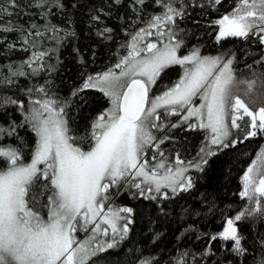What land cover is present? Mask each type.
<instances>
[{"label":"snow or ice","instance_id":"obj_1","mask_svg":"<svg viewBox=\"0 0 264 264\" xmlns=\"http://www.w3.org/2000/svg\"><path fill=\"white\" fill-rule=\"evenodd\" d=\"M7 3L12 11L0 3V16H12L14 10L21 7L20 0H7ZM114 3L119 4L120 0ZM132 3L139 18L146 0H132ZM154 3L162 11L151 16L145 27L132 35L126 45L127 56L121 57L114 66L119 73L109 69L89 75L73 90L72 96H79L85 90L95 89L110 104L86 125L90 132L84 136L73 135L72 118L67 111L71 101L61 100L52 93L50 82L21 90L29 97L27 107L22 100L0 94V114L9 106L24 114L20 125L15 122L7 128L0 125V139L15 135L16 128L25 124L36 136L29 163L22 161L19 149L0 146V164L4 165L0 167V264H89L92 258H100L98 254L116 247L117 236L123 240L129 232L131 220L121 213L131 214V208L105 211L110 189L128 183L139 195L155 192L168 198V192L162 193V189L175 195L192 188L193 181L185 174L190 167L203 170L208 158L216 155L213 146L217 150L234 146L237 141L230 139L232 129L243 131L244 139L264 135V106L257 112L250 110L234 90L244 83L234 74V53L202 56L199 48H193L187 55H180L184 39L178 34V19L184 18L185 5L177 7V0H154ZM221 3L222 0H206L205 7ZM27 7L38 10L45 23L38 24L31 18L37 13L23 12L22 15L29 17L26 25L0 24V33H19L22 51L39 49L40 41L49 32L53 33L49 38L59 45L61 38L55 35L59 29L48 17L53 14V8L63 9L62 0H27ZM92 19L99 21L100 17ZM212 23L219 26L217 42L230 37L247 41L252 37L264 46V0H238L231 13ZM112 31L104 27L97 35L111 39ZM152 36L155 42L140 46ZM4 39L6 37H0V43ZM6 47L11 52L17 43L9 42ZM54 51L58 48L33 51L21 64L6 65L7 75L0 76V85L14 87L16 78L38 75L44 67L53 71L54 66L46 64L45 58ZM0 55H3L2 50ZM258 63L264 65V56ZM172 66L183 69L181 78L160 95L150 96L152 87ZM258 79L264 80V74ZM254 85L255 81L246 83V95L252 94ZM259 99L264 100V90ZM170 115H180L181 123L190 128L210 132L209 143L200 149L198 160L185 164L177 157L173 168L161 159L150 167L144 158L147 150L159 149L167 138L158 139L153 130H162L165 127L163 118ZM193 118L198 123H189ZM82 144L88 147L85 149ZM159 155L163 157L164 153ZM242 182V197L248 200H253L257 194L264 197V150L251 162ZM255 202L254 210L245 209L227 219L223 231L211 239L231 242L232 250L243 255L246 249L241 244L243 237L236 224L251 216L253 211H260V201ZM45 210L46 219L41 215ZM120 220L125 223L118 227ZM102 225L107 227L102 228ZM109 229L111 240L98 239L99 236L107 237ZM79 231L90 232L88 240H77ZM140 264H151V260L146 258ZM257 264H264V257Z\"/></svg>","mask_w":264,"mask_h":264},{"label":"trees","instance_id":"obj_2","mask_svg":"<svg viewBox=\"0 0 264 264\" xmlns=\"http://www.w3.org/2000/svg\"><path fill=\"white\" fill-rule=\"evenodd\" d=\"M62 2L63 9L57 11L53 8V14L48 17L59 29L55 33L61 38L59 45L49 38L53 35L49 32L40 41L39 49L22 51L15 48L9 52L7 43L11 39L18 40L19 33H0V37H6L0 43V50L3 51V55H0V76L7 75L6 65L21 64L33 51L58 48L45 58L46 64L54 66L53 71L49 72L44 67L38 75L18 77L14 87L0 85V94L22 100L27 107L29 97L21 90L45 85L48 81L52 93L61 100L71 101L67 111L72 118L73 135L84 136L90 132L86 125H90L92 119L110 104L95 89L85 90L79 96H72L73 90L79 88L87 76L104 72L109 62L128 44V31L145 26V22L151 16L160 14L162 8L154 0H146L137 18L132 0H120L119 4L114 0ZM0 3L9 7L7 0H0ZM20 3L21 7L14 10V15L0 16V24L26 25L29 17L22 15L23 12L37 13L31 18L38 24L45 23L38 10L27 7V0H20ZM180 4L186 8L184 18L178 19V34L184 39L182 52L201 46V50L234 53L240 75L244 71L245 77L255 79L264 74V65L257 63L263 46L254 38L245 41L233 37L220 42L215 38L216 26L212 22L231 13L238 0H222L220 5L210 7H205L206 0H177L176 6ZM9 10L12 11L10 7ZM94 16H99L100 20L94 21ZM101 26L113 30L111 39L97 35ZM246 64L251 67L243 70ZM24 70L29 71L26 66ZM166 72L162 79L169 80L178 75L177 68L167 69ZM23 121L24 114L14 106L7 107L4 114H0V125L5 128L13 122L20 125ZM200 134L194 129L175 128L170 135L174 141V151L184 158L191 156L200 148ZM35 142V134L25 124L16 128L15 135H5L0 139V146L19 149L22 161L29 163ZM82 146L88 147L87 144ZM261 150H264V135L258 134L257 137L240 140L232 147L216 151V155L208 158L203 170L193 175L192 188L175 195L168 192V198L161 194L139 195L137 189L124 184L110 189L115 204L132 209L129 232L123 240L117 236V246L98 254L100 258H92L89 264L93 260L95 264H140L146 258L151 260V264H178L179 261H183V264H257L264 257V197L257 194L253 200H248L240 193L243 191L242 177ZM3 166L0 164V167ZM149 196L156 198L149 199ZM257 199L260 201V211H253L251 216L236 224L243 237L241 244L246 249L243 255L232 250L231 242L211 239L223 231L227 217L233 218L245 209L254 210ZM43 213L47 215L46 210Z\"/></svg>","mask_w":264,"mask_h":264},{"label":"rangeland","instance_id":"obj_3","mask_svg":"<svg viewBox=\"0 0 264 264\" xmlns=\"http://www.w3.org/2000/svg\"><path fill=\"white\" fill-rule=\"evenodd\" d=\"M141 26L142 25L137 26V28H135L134 30H129L128 31L129 33H128L127 38L128 39L130 38L129 41H128V43L131 41V37H132L133 34H135L140 28L145 27V26H142V27ZM215 26H216V35H217L218 34V28H219V26L218 25H215ZM104 27L105 26H101V28L98 29V30H101ZM154 31L155 30L153 29V32ZM215 38H216V36H215ZM230 38H233V37H230ZM239 39H241V38H239ZM155 40H156L155 36L147 37L146 40L144 42H142L140 46L143 47V44L144 43H147V42H155ZM10 42H16L17 43V47L16 48H19L20 49V44H19L18 40L11 39ZM194 48H199L200 54L202 56H216V55L221 54V52H215V51H211V50L209 51V50H206V49L205 50H201L202 49L201 46L200 47L199 46H195ZM191 49H193V48H191ZM191 49L186 50V51H183V52H182V49H181L180 52H179V54L180 55H187L190 52ZM128 51H129V49L126 46L123 47V49H121L118 52V54L115 56V58L111 62H109L108 67H107V69H105V71H107L109 69H113L118 74L120 70L119 69H115L114 66L116 65V63L119 62V60L121 59V57L127 56ZM142 55H143V53H142ZM234 56H235V54H234ZM262 56H264V46H263L262 54H260V56L257 58V63H258V61L261 60V57ZM229 58H231V57H229ZM249 67H251V66H249V65L246 64V65H244V67L242 69L245 70V69H248ZM171 68H177L178 69V75H177V77H175V78H171L170 77V79L167 80L165 78L162 79V76H161V78L158 79L157 84L152 87L150 96L160 95L164 90H166L167 88L171 87L173 84H175L181 78V76L183 74V69L180 66H172L169 69H171ZM233 68H234V74L237 77V79L239 81L244 82V83L239 84L237 86V88H235L234 90L235 91H238V94L241 96V98L244 99V101L249 105L250 110H252L254 112H257L260 107L264 106V100H260L259 99V96L261 94V91L264 90V80H261V79H258V78H255V79H251L250 78L249 79V78H247V77L244 76V74H246L244 71L242 72V75H240V73H238V68L239 67H238V64H237L236 56H235V62H234ZM166 74H169V73L166 72ZM169 76H170V74H169ZM248 81H255V85H254L252 94H250V95H246L245 94L246 83ZM253 100H255V102H253ZM196 103H199V101L197 100ZM247 119H250V118H247ZM163 123H164L165 127L162 130H155L154 129L153 130V134L158 139L159 138H164V137H167V138L164 139V143H162V144L159 145V149H156V148L153 147V148H150V149L147 150L146 155H145L144 158L149 161V166L151 167V166L159 163V161L161 159H163L164 162H165V164H166V166H170V167L175 168L176 167L175 161H176L177 157L180 160L184 161L185 164H187L190 161L198 160L199 159L198 153L200 152V149L202 147L208 145V143H209L210 136H211L210 132H207L206 130L200 129V128H190V127H188L187 124L181 123V116L180 115H176V116H171V115L170 116H166V117L163 118ZM189 123H198V121H196V119L193 118ZM172 124H178L179 125L178 127H175V128L182 127L184 130H193L194 129V130H198V131L201 132L200 135H201L202 138L200 140V142H201L200 148L198 149V152H195L194 154L191 155L192 157L191 156H187L186 158H184V157H182L180 155L179 152L174 151V149H173V142L174 141H173V139L170 136L171 135V131L175 130V128L171 127ZM230 139H233V140H235L237 142L240 141V140H245L244 139V132L241 131V130H238V129H232L231 130ZM82 147L85 148L84 146H82ZM213 150L214 151H218L215 146H213ZM160 152H163L164 153V156L163 157H160V155H159ZM153 156L156 157L155 160L152 159ZM24 163H26V162H24ZM203 166H202V168H203ZM159 171L161 173H163L164 172V169H159ZM200 171L201 170H198V169H195V168H191L190 167L188 169V171L186 172L185 175L188 176V177H191V179L193 181V175L196 174V173H198V172H200ZM137 182H138V180H137ZM124 185L125 186H130L128 183H124ZM142 187H146V186L142 185ZM163 192H170V190L162 189V193ZM145 193H148V192H145ZM151 194H157V193L152 192ZM114 202H115V199L113 197V194H111L110 199L108 201H105V204H106L105 211H107L108 208H113V209L123 208L120 205L115 204ZM124 208H129V207L125 205ZM41 215L45 219L47 218V215H45L43 212H41ZM121 215L122 216H127L130 219V214H128V213H121ZM227 219H229V217H227L226 220H225V227H226V221H227ZM124 223H125L124 220L118 221V227L119 226H123ZM103 227H107V225H102V228ZM90 235H91L90 232L89 233H86V232H83V231H79L77 233V235H76V239L79 240V241H81V242H83V241L88 240V238H89ZM98 239L105 240V241L111 240L112 239L111 230L109 229V235L107 237L99 236ZM116 239H117V237H116Z\"/></svg>","mask_w":264,"mask_h":264},{"label":"bare ground","instance_id":"obj_4","mask_svg":"<svg viewBox=\"0 0 264 264\" xmlns=\"http://www.w3.org/2000/svg\"><path fill=\"white\" fill-rule=\"evenodd\" d=\"M122 52V51H121ZM195 152V151H194ZM198 152V151H197ZM192 157V156H191ZM194 157V156H193Z\"/></svg>","mask_w":264,"mask_h":264}]
</instances>
